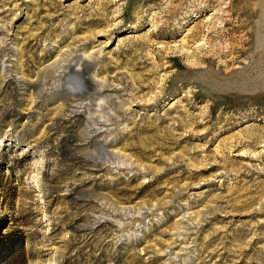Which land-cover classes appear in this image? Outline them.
Returning a JSON list of instances; mask_svg holds the SVG:
<instances>
[{
  "label": "rangeland",
  "instance_id": "374dc122",
  "mask_svg": "<svg viewBox=\"0 0 264 264\" xmlns=\"http://www.w3.org/2000/svg\"><path fill=\"white\" fill-rule=\"evenodd\" d=\"M0 225V264H264V0H0Z\"/></svg>",
  "mask_w": 264,
  "mask_h": 264
},
{
  "label": "bare ground",
  "instance_id": "6f19581e",
  "mask_svg": "<svg viewBox=\"0 0 264 264\" xmlns=\"http://www.w3.org/2000/svg\"><path fill=\"white\" fill-rule=\"evenodd\" d=\"M68 81L70 82L69 87L73 90V91H82L83 90V81L81 78L76 77V76H72L68 78ZM70 89V90H71ZM38 184V183H37Z\"/></svg>",
  "mask_w": 264,
  "mask_h": 264
},
{
  "label": "trees",
  "instance_id": "16d2710c",
  "mask_svg": "<svg viewBox=\"0 0 264 264\" xmlns=\"http://www.w3.org/2000/svg\"><path fill=\"white\" fill-rule=\"evenodd\" d=\"M2 226H3V225H0V236H1V235H2V236H5L6 234L1 232V228H2Z\"/></svg>",
  "mask_w": 264,
  "mask_h": 264
}]
</instances>
